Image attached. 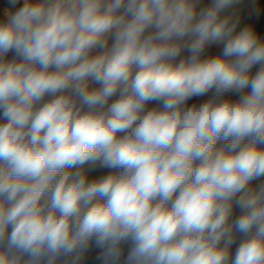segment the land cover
<instances>
[{"label":"clouds","instance_id":"9594fccd","mask_svg":"<svg viewBox=\"0 0 264 264\" xmlns=\"http://www.w3.org/2000/svg\"><path fill=\"white\" fill-rule=\"evenodd\" d=\"M239 2L26 0L9 13L0 55L21 59L0 63V264H53L93 237L113 258L131 238L129 264H264V184L248 186L264 176V41L236 31ZM213 43L222 55L201 60ZM85 165L122 171L90 181Z\"/></svg>","mask_w":264,"mask_h":264},{"label":"trees","instance_id":"16d2710c","mask_svg":"<svg viewBox=\"0 0 264 264\" xmlns=\"http://www.w3.org/2000/svg\"><path fill=\"white\" fill-rule=\"evenodd\" d=\"M39 1H43L45 2V4L48 3H52L53 0H39ZM211 2V0H205L204 1V6L208 5ZM122 11V10H121ZM240 19H241V23L242 26L245 27H251L256 35L261 39L264 40V0H244L242 2V7H241V12H240ZM152 31L147 30L145 35L148 34V32ZM223 46L221 48H216V47H211V46H206L204 51L202 52L200 59L204 60V59H211L214 58L216 56H220L222 55V50H223ZM191 53L187 50V48H185L184 50L181 51L180 55L178 57H176V59L173 61L174 66L178 65L180 63L181 60H188V58L190 57ZM21 58L17 57L14 51H9L7 54L3 55V61L0 63H11L14 60L16 62H19ZM138 71V68H136L135 70H133V75L135 74V72ZM251 89L250 87L244 88L242 90H236L235 88H233L232 90L226 91L222 94V96H220V99H228L231 100L233 102H236L240 99V97L242 95L248 94L250 93ZM216 97V89H210L208 92H206L204 95H198V96H193L190 99H188L185 102V107H191L193 104L199 106L213 98ZM158 102V101H157ZM160 107H162L161 103L158 102ZM118 135H123L118 134ZM248 140H245V143H247ZM230 143V141H226L223 139H220L217 141L216 147L217 149L224 147L226 144ZM258 148H264V145L261 144H257ZM122 169L116 168V169H111L108 168L102 175L106 176L109 174H113V175H118V173L121 171ZM260 184H264V176H261L259 178L253 179L252 181H250L249 183V187L251 188H257L258 185ZM101 200V198L99 196L96 197V199L93 201V203H95L96 201ZM241 213L239 212H235L233 213V218L239 216ZM243 236L239 233L235 234V242L231 245V255L232 257L235 256V252L240 244V242L242 241ZM89 243L90 241L87 243L86 247L83 248H78L77 250L73 251L72 253L69 254H59L56 256L53 264H77L78 262V255L80 253H85L87 248L89 247ZM133 241L131 240V238L126 239L121 241L118 246V253L119 255L116 257H109L107 255V251H108V246L101 252H98L97 254V260H94V262L92 264H129V260H128V256L129 253L133 247ZM40 264H48V258L45 257L41 260Z\"/></svg>","mask_w":264,"mask_h":264},{"label":"rangeland","instance_id":"374dc122","mask_svg":"<svg viewBox=\"0 0 264 264\" xmlns=\"http://www.w3.org/2000/svg\"><path fill=\"white\" fill-rule=\"evenodd\" d=\"M21 2L24 5L26 0H21ZM32 2L45 3V2L39 1V0H32ZM242 2H243V0H240V2L237 5H235L234 8L231 10L235 14L234 19L238 20V26L236 29L237 32L242 30V23H241V19H240V8H241ZM9 13L13 14L12 11L9 10L8 8L0 7V23H6L8 21ZM98 54H100V51H98V49L92 53V55H98ZM2 61H3V55H0V62H2ZM84 169L86 171L88 179L91 181L93 179H97V178L102 177L103 173L108 168L107 167H100V166L90 167L89 165H85ZM72 170L74 171L75 169H72ZM235 212L241 213V210L239 209V207H234L233 213H235ZM107 246L108 245H103V246L98 245V247H97L96 246V238L93 237L90 240L89 247L87 248V250L85 252L86 257L87 258L93 257V260H97L98 252L103 251Z\"/></svg>","mask_w":264,"mask_h":264},{"label":"built area","instance_id":"2783aa9c","mask_svg":"<svg viewBox=\"0 0 264 264\" xmlns=\"http://www.w3.org/2000/svg\"><path fill=\"white\" fill-rule=\"evenodd\" d=\"M0 7L8 8L14 14L17 10H19L21 7H23V4H22L21 0H15V3L10 2V0H0ZM113 43H114V34L109 37L107 49H110L112 47ZM107 49H98V51L103 52ZM135 69H136V67L133 66V70H135ZM87 83H88V87L90 89H96V88L101 87L100 82L96 81L92 77L88 78ZM118 97H119V92L110 98L109 104L114 102ZM51 98L52 97L46 95L44 97L43 101H41V103L47 102ZM159 107H160V105L157 101H150L145 105V112L148 110H151L152 108H159ZM0 122H3V121L0 120ZM121 171L118 173V175L121 173ZM96 246L98 247V245H96ZM78 258L79 259H78L77 264H92L94 262L93 257H90V258L86 257V253H80L78 255ZM25 259H26V257H25Z\"/></svg>","mask_w":264,"mask_h":264},{"label":"crops","instance_id":"0c3cea01","mask_svg":"<svg viewBox=\"0 0 264 264\" xmlns=\"http://www.w3.org/2000/svg\"><path fill=\"white\" fill-rule=\"evenodd\" d=\"M204 1H205V0H202V5H201V7L204 6ZM243 1H244V0H243ZM241 7H242V4H241ZM240 12H241V8H240ZM243 28H244V27L242 26V29H243ZM149 30H150V29H149ZM262 41H264V40H262ZM222 45H223V43H219V44L213 43V44H210V45H208V46L216 47V48H221ZM259 67H260L259 64L254 65L253 68L250 70L251 73H252L253 75H255V73L259 70ZM258 186H259V185H258ZM96 245H98V244L96 243Z\"/></svg>","mask_w":264,"mask_h":264}]
</instances>
